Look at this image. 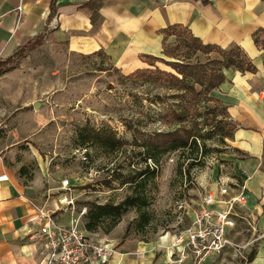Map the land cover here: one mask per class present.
Listing matches in <instances>:
<instances>
[{
    "label": "rangeland",
    "instance_id": "1",
    "mask_svg": "<svg viewBox=\"0 0 264 264\" xmlns=\"http://www.w3.org/2000/svg\"><path fill=\"white\" fill-rule=\"evenodd\" d=\"M19 48L20 57L0 75V140L18 148V162L23 163L18 171L23 168L26 180L40 176L41 189L52 188L50 201L57 200L61 180L69 181L74 203L53 215L62 224L79 216L84 228L91 202H120L131 192L130 175L152 164L144 142L154 131L173 127L165 115L169 105L180 101L178 91L159 81L122 74L99 52H70L42 37ZM172 54L190 62L205 59L190 55L184 47L174 48ZM154 65L170 70L160 62ZM196 104L199 115L193 114L185 123L196 128L198 147L161 157L145 188L147 200L141 206L145 217L140 218L132 206L109 233L101 229L96 233L122 248L173 238L190 224L192 208L205 193L216 192L224 183L238 191L244 187L246 200L235 206L233 244L203 264H238L252 250L253 260L244 264H264V193L248 196L245 192L239 161L246 154L238 147L237 123L221 104L204 99ZM104 126L112 127L124 141L118 151L109 153L82 140V128Z\"/></svg>",
    "mask_w": 264,
    "mask_h": 264
},
{
    "label": "crops",
    "instance_id": "2",
    "mask_svg": "<svg viewBox=\"0 0 264 264\" xmlns=\"http://www.w3.org/2000/svg\"><path fill=\"white\" fill-rule=\"evenodd\" d=\"M50 2L0 0V60L42 37L70 52L101 51L116 70L129 74L148 66L140 54L163 56L161 30L174 24L204 43L240 46L256 70L224 69L225 80L212 93L237 123L238 147L246 154L239 161L246 194L264 193V49L253 39L264 26V0H56L49 16ZM87 2L97 4L98 11ZM22 165L18 148L0 140V175L7 176L0 180V264H41L40 212H50L56 202L50 201L52 188L41 189L40 176L26 180L19 173ZM171 239L116 247L108 264H173Z\"/></svg>",
    "mask_w": 264,
    "mask_h": 264
},
{
    "label": "trees",
    "instance_id": "3",
    "mask_svg": "<svg viewBox=\"0 0 264 264\" xmlns=\"http://www.w3.org/2000/svg\"><path fill=\"white\" fill-rule=\"evenodd\" d=\"M86 5L93 12H97L99 9L97 4L93 5L87 2ZM56 9V0H51L49 16ZM161 32L164 35L162 55L174 58V60H167L163 56L152 54H140L148 66L138 68L128 76L148 78L177 89V97L180 98V101L175 105H169L165 115L174 125L167 130L154 131L153 135L144 142L146 158H149L152 164H146L144 169L130 175L129 188L131 192L123 200L116 204L111 202L90 203L85 214L87 221L84 224V229L87 232L96 233L101 229L104 233H109L120 222L123 213L132 206L138 209L140 218H144L145 212L141 211V206H145L147 200L145 188L149 177L154 175L161 157L170 152L178 150L184 152L198 147L199 134L196 132V128L185 123L187 118L192 117L193 114L199 115V112L196 111V103L204 99L214 102L215 105L221 104V109L227 114V106L222 104V100L212 93L225 80L223 70L227 68H233L240 72L256 70L252 60L238 45L224 49L216 44L204 43L181 24L168 26ZM259 34L264 35V26L257 29L253 36L256 46L264 49V38H260ZM169 36L173 37L170 41L175 42L172 47L166 45ZM181 47H184L190 55L201 54L205 59L197 62L180 60L172 52L174 48ZM20 55L21 48H18L11 56L0 60V75L9 70ZM156 62L165 64L170 70L154 65ZM152 66L154 68H151ZM216 126L222 128L220 124H216ZM81 138L89 145L99 147L109 153L118 151L124 144V141L117 137L113 128L109 126L82 128ZM22 169L19 170L20 174ZM253 257L254 251L252 250L247 260L251 261ZM247 260L242 258L238 264H244Z\"/></svg>",
    "mask_w": 264,
    "mask_h": 264
},
{
    "label": "built area",
    "instance_id": "4",
    "mask_svg": "<svg viewBox=\"0 0 264 264\" xmlns=\"http://www.w3.org/2000/svg\"><path fill=\"white\" fill-rule=\"evenodd\" d=\"M6 178V174L0 175V180ZM70 188L67 179L61 180L54 208L40 212L41 264H108L117 253L115 245L82 228L79 216L71 217L67 224L54 219L53 213L73 205ZM243 189H230L221 183L216 192L205 193L192 208L190 224L171 239L173 264H203L233 244L238 215L235 206L246 200Z\"/></svg>",
    "mask_w": 264,
    "mask_h": 264
},
{
    "label": "water",
    "instance_id": "5",
    "mask_svg": "<svg viewBox=\"0 0 264 264\" xmlns=\"http://www.w3.org/2000/svg\"><path fill=\"white\" fill-rule=\"evenodd\" d=\"M38 106H39V103H38V102H35V103H34V107H35V108H38Z\"/></svg>",
    "mask_w": 264,
    "mask_h": 264
}]
</instances>
